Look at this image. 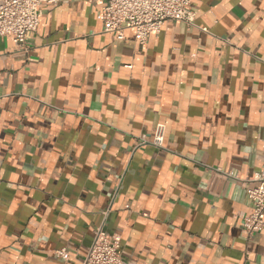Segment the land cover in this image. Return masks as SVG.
<instances>
[{
  "label": "crops",
  "instance_id": "0c3cea01",
  "mask_svg": "<svg viewBox=\"0 0 264 264\" xmlns=\"http://www.w3.org/2000/svg\"><path fill=\"white\" fill-rule=\"evenodd\" d=\"M102 9L44 4L28 52L0 37V264H82L100 226L126 264H264V230L242 229L264 166V0H192L194 24L145 42L104 32ZM159 124L164 148H138Z\"/></svg>",
  "mask_w": 264,
  "mask_h": 264
},
{
  "label": "built area",
  "instance_id": "2783aa9c",
  "mask_svg": "<svg viewBox=\"0 0 264 264\" xmlns=\"http://www.w3.org/2000/svg\"><path fill=\"white\" fill-rule=\"evenodd\" d=\"M60 1L0 0V37H11L19 50L28 52L30 34L39 27L42 6ZM88 1L103 2V30L114 33L119 40L124 39L127 28H134L137 39L145 42L151 33L160 32L166 22L181 21L192 25L197 16L192 9V0ZM165 136V125L159 124L152 139L143 135L137 147L150 144L157 148H164ZM222 173L231 179L240 180L233 170ZM250 181L254 182V186L246 188V191L252 202V210L242 223V229L248 238L264 230V166L254 173ZM121 244L120 234L109 233L103 226L98 227L82 264H126L120 253ZM56 254L64 260L69 258L66 248L57 250Z\"/></svg>",
  "mask_w": 264,
  "mask_h": 264
}]
</instances>
